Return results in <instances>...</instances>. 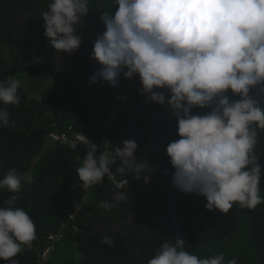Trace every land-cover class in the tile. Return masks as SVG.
<instances>
[{
	"label": "clouds",
	"instance_id": "1",
	"mask_svg": "<svg viewBox=\"0 0 264 264\" xmlns=\"http://www.w3.org/2000/svg\"><path fill=\"white\" fill-rule=\"evenodd\" d=\"M113 6H118L114 14L110 10L100 15L106 30L94 41L91 55L100 67L89 80L113 87L125 81L127 85H119L114 99L117 93H124L127 98L115 100L116 104L135 119L141 115L129 106L137 99L135 82L142 84L139 91L152 105L170 106L179 139L172 135L175 128L169 124L162 128L159 143L166 147L165 161L175 170L171 182L182 192L205 197L207 210L228 213L236 202L248 209L264 203L262 168L254 150L258 129L264 131V108L250 95L253 88L264 94V0H112ZM89 7L90 0H50L48 11L40 15L51 48L72 53L80 47L75 26L83 22ZM62 59L55 62L61 65L57 66L59 78L68 75ZM24 86L26 82L17 76L0 81V104H18V90ZM229 90L240 99L230 101ZM85 95L93 109L99 106L98 100ZM197 108L210 111L192 114ZM7 126L9 112L0 108V127ZM163 134L168 137L162 138ZM109 139L105 145H111ZM79 143L88 147L81 166L75 169L84 190L110 176L117 160V171H135L137 179L149 182L152 169L133 158L139 149L134 140H123V147L117 145L99 155V145L85 136ZM32 179L13 167L0 178V189L17 193L22 181L31 183ZM163 185L169 195L168 183ZM108 186L115 192L114 198L102 201L100 207L110 211L127 196L121 192L125 187L117 191L111 183ZM16 200L12 195L0 206V260L8 264H17L14 257L36 238L34 221L16 206ZM61 235L51 234L48 239L55 243ZM114 243L107 235L101 240L109 246ZM185 243L183 238H169L147 264H238L236 258L226 260L223 252L199 258L180 250ZM52 249L53 244L43 257Z\"/></svg>",
	"mask_w": 264,
	"mask_h": 264
},
{
	"label": "trees",
	"instance_id": "2",
	"mask_svg": "<svg viewBox=\"0 0 264 264\" xmlns=\"http://www.w3.org/2000/svg\"><path fill=\"white\" fill-rule=\"evenodd\" d=\"M49 2L0 0V81L8 76H17L22 83L26 82V86L18 90V104H0V108H6L10 116V126L0 127V178L13 167L18 174L28 173L33 178L31 183L22 181L17 193L0 189V206L15 195L16 206L30 215L36 228V238L31 247L23 246V251L14 259L17 264H147L162 243L169 238L177 239L172 216L166 209L170 200L183 193L171 182L175 170L162 156L156 165L167 172L157 179L168 183L170 194L164 196L156 188L151 193H140L144 179H137L135 171H117L120 163L117 160L112 165V172L127 181L121 192L131 191L125 193L127 199L124 202L110 211L100 207L102 201L111 199L110 183L106 177L101 184L91 185L88 192L81 187L82 182L75 169L81 166L87 145L79 143L71 149L60 142L49 141L50 133H63L70 123L75 130L85 133L91 142L99 145L97 155L106 151L104 138H110V151L117 145L123 147L114 132L119 121L129 125L137 148L144 147L146 136L153 133L147 135L140 119L126 114L121 105L117 106L114 95L119 87L89 80L100 67L96 61L87 63L75 52H56L49 46L40 15L48 11ZM113 7L112 0H90L93 22L89 30L94 36L89 37L88 42L92 48L94 41L105 31L102 29L97 33L104 25L100 20L102 11ZM85 32H88L87 28L81 27L76 34L86 41ZM56 58L67 60V76L57 77V66L61 65L59 62L51 65ZM120 84L123 87L127 85L125 81ZM140 86L134 83L137 99L131 100L129 106L136 113L143 114L153 102H149L146 95L142 96ZM253 89L256 100L264 104V94L257 88ZM86 93L98 100L96 113L99 117H95L93 103L87 99ZM113 105L117 106L118 112L115 121L109 122L107 128V117ZM196 110L202 115L210 111L207 108ZM166 115L164 112L165 118ZM169 124L175 126L176 135H172L179 139L174 116L160 124L156 131L164 132L162 128ZM167 137L168 134L162 136L164 139ZM254 150L262 168L260 184L261 196H264V131L259 129ZM140 154L138 163L150 164L153 169L155 163ZM150 186L145 190L149 191ZM135 198L139 199L138 203L130 205L131 199ZM206 203L205 197L186 193L172 204L180 239L186 241L185 251L199 258L223 252L226 260L236 258L238 264H264V203L248 209L236 202L228 213L218 209L209 211L205 208ZM102 212L106 213L102 221L104 226L96 227L94 221L102 217ZM153 213L160 222L156 228L148 227L147 223ZM55 233L62 235L53 243L48 237ZM106 235L115 241L113 245L101 244ZM51 244L53 249L43 257ZM0 264L8 262L0 260Z\"/></svg>",
	"mask_w": 264,
	"mask_h": 264
},
{
	"label": "crops",
	"instance_id": "3",
	"mask_svg": "<svg viewBox=\"0 0 264 264\" xmlns=\"http://www.w3.org/2000/svg\"><path fill=\"white\" fill-rule=\"evenodd\" d=\"M77 30H79V29H76V32H77ZM120 80H121V76H120L119 81ZM119 85H120V83H118L115 87H119ZM140 87L142 88V84ZM93 110L95 111V114H98V113H96L97 112L96 108ZM164 112H166V114H167L166 118L163 116ZM171 116H172L171 108L166 103L163 105L153 104L148 109H146L143 114L139 115V119L141 120V122L145 128L146 134L147 135H148V133H153V134L146 136V142H145L144 147H139V149H136V151L134 152L133 158L137 162H138L137 158L139 157V155H141L140 152L145 157L150 158L151 161H154L155 155L159 159L162 157V153L166 152V149L164 151H162V149L160 147V146H164V145L159 143V141L161 139V131H160V129L158 131H156V128L160 124L164 123L166 121V119H170ZM114 132L116 133V135L118 136V138L121 141L129 140V139L134 140L133 133H132L129 125L125 122L119 121L118 125L114 128ZM150 136H152V138H149ZM149 155H152V157H149ZM165 155H167V153H165ZM161 174L162 173H160V171H158V172L155 171L152 173V184H151L150 190L149 191L145 190L144 192L151 193L152 191H154L153 188H156L160 194L161 193H164V194L168 193L167 189H166V192H162L163 189L166 188V186L163 184H166V183L159 182L157 179L158 177H161ZM114 194H115V192H112L110 190V193H109V196L111 197L110 200H112L114 198Z\"/></svg>",
	"mask_w": 264,
	"mask_h": 264
},
{
	"label": "flooded vegetation",
	"instance_id": "4",
	"mask_svg": "<svg viewBox=\"0 0 264 264\" xmlns=\"http://www.w3.org/2000/svg\"><path fill=\"white\" fill-rule=\"evenodd\" d=\"M117 8H118V7H113L112 9H110L111 12H112V14L115 13V11L117 10ZM89 10H90V8H89ZM110 10H109V11H110ZM90 14H91V12L89 11L88 14L84 17L83 22H82L80 25L75 26L76 29H80L81 27H85V28H87V31H88V32L83 33V34H85L86 41H85L84 39L81 40V45H80V47L75 51V53L77 54V56H78L79 58H81L83 61L87 62V63H93V62H95V60L91 58V55H92V52H93V48H92V46H91V43L88 42V40L90 39L89 37L94 36V34H93L92 32H90L91 30H89V29H90L89 20L92 19V17L90 16ZM100 20H101V19H100ZM101 22H102V21H101ZM102 23H103V22H102ZM102 29H103V30H106L105 25H102L101 27H99L97 33H99L100 31H102ZM62 61H63V62H62L63 65H64V66H67V63H68V62H67L66 60H64V59H62ZM122 76H123V74H121V79H122ZM57 77H58V76H57ZM58 78H59V77H58ZM253 93H255V90H254V89H251V90H250V95H251L254 99H256V97L253 95ZM228 96H229V98H230L231 101H233V100H238V96L232 94L231 91H229ZM261 107L264 108V104H262ZM192 114H200V115H202V113H201L200 111L196 110V109L192 111ZM160 147H161L162 151H164V150L166 149V147H164V146H160ZM162 156H163V153H162ZM157 159H158V158H157V156L155 155V158H154L155 166H153V169H152V171H151L150 174H149V182L146 183V182L144 181V182L142 183V185H141L140 188H139V192H140V193H143L144 190L148 188V187H146V186H150V183L152 184V173H153V172H155V171H156V172L160 171V173H162V172H166V170H164V169H160L159 166L156 165L157 162H158ZM159 159H160V158H159ZM150 187H151V186H150ZM132 190H133V189H132ZM129 191H131V190H126L125 193L128 194ZM162 192H166V188L163 189ZM166 195H167V194H166ZM110 201H111V200H110ZM138 201H139L138 198L131 199V203H129V204H130V205H134V204L138 203ZM104 214H106V213H105V212H102V213H101V216H102V217H100L98 220L94 221V226H96V227L104 226V225L102 224V221L104 220V218H103V215H104ZM147 223H148V227H150V228H156V227L160 224V223L158 222V220H157V217H156L155 213H153V215L150 216V217L148 218ZM118 224H119V223H118ZM114 226H117V224H115ZM150 228H149V229H150Z\"/></svg>",
	"mask_w": 264,
	"mask_h": 264
},
{
	"label": "built area",
	"instance_id": "5",
	"mask_svg": "<svg viewBox=\"0 0 264 264\" xmlns=\"http://www.w3.org/2000/svg\"><path fill=\"white\" fill-rule=\"evenodd\" d=\"M132 80V79H130ZM127 96L124 93H117L115 96V100L120 101V100H125ZM119 104H117L118 106ZM117 106L112 108V111L109 113L107 121L108 122H114L115 120V114L117 113ZM73 133L75 132L74 128L72 126H69L66 131L63 133H50L49 134V140L53 142H60L61 144L69 145L70 148H75L79 142H83V137L77 135V141L70 139L68 136V133ZM107 142V141H106ZM108 181L113 185V188L117 191H121L127 181L125 179H121L116 177V175L112 172L110 176H106ZM89 189V188H88ZM88 189H86L88 191ZM86 197V196H85Z\"/></svg>",
	"mask_w": 264,
	"mask_h": 264
},
{
	"label": "water",
	"instance_id": "6",
	"mask_svg": "<svg viewBox=\"0 0 264 264\" xmlns=\"http://www.w3.org/2000/svg\"><path fill=\"white\" fill-rule=\"evenodd\" d=\"M55 62H56V61H54L53 63H51V65L54 66V65H55ZM47 68L49 69L50 67L48 66ZM185 194H186V193L183 192L181 195L174 197L172 200H170V201L167 203V207H166L167 211H168V212L171 214V216H172V219H173V222H174V225H175V235H176V238H177V239H180V235H179V227H178L177 216H176V213L174 212V210H173V208H172V204H173L174 202L178 201V200L181 198V196H183V195H185ZM180 250L185 251L184 247H182Z\"/></svg>",
	"mask_w": 264,
	"mask_h": 264
},
{
	"label": "bare ground",
	"instance_id": "7",
	"mask_svg": "<svg viewBox=\"0 0 264 264\" xmlns=\"http://www.w3.org/2000/svg\"><path fill=\"white\" fill-rule=\"evenodd\" d=\"M69 126H72V127L74 128V130H75L74 125H72V124H70V123L67 124V129H68ZM105 126H106L107 128H109V122H107ZM77 135L82 136V137L85 136V137L88 139V137L86 136L85 133H82V132L77 131V130H75V132H73V133L68 134V136H69L70 139H73V140H76V141H77V137H76ZM104 139H105L104 141H107L106 138H104ZM105 143H106V142H105ZM104 148H105L106 151H110V150L108 149V145H105V144H104Z\"/></svg>",
	"mask_w": 264,
	"mask_h": 264
},
{
	"label": "rangeland",
	"instance_id": "8",
	"mask_svg": "<svg viewBox=\"0 0 264 264\" xmlns=\"http://www.w3.org/2000/svg\"><path fill=\"white\" fill-rule=\"evenodd\" d=\"M93 22V18L89 20V25H91ZM61 62V60H59ZM47 72H51L50 70H47ZM88 87V86H87ZM160 91H162L164 94L167 93L166 89H161ZM95 117H99V114H95Z\"/></svg>",
	"mask_w": 264,
	"mask_h": 264
}]
</instances>
